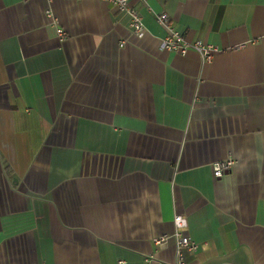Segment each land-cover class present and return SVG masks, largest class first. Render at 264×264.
<instances>
[{
    "label": "crops",
    "instance_id": "crops-1",
    "mask_svg": "<svg viewBox=\"0 0 264 264\" xmlns=\"http://www.w3.org/2000/svg\"><path fill=\"white\" fill-rule=\"evenodd\" d=\"M135 6L121 45L106 1L0 0V264L172 263L174 214L187 264H264V0Z\"/></svg>",
    "mask_w": 264,
    "mask_h": 264
},
{
    "label": "built area",
    "instance_id": "built-area-1",
    "mask_svg": "<svg viewBox=\"0 0 264 264\" xmlns=\"http://www.w3.org/2000/svg\"><path fill=\"white\" fill-rule=\"evenodd\" d=\"M110 3L114 9L127 17L128 24L125 32L120 37V44L124 45L129 37L139 32L143 28L142 16L140 10L135 6V3L145 5L147 0H103ZM155 20L165 30V35L161 39V47L166 51H173L179 54H185L187 51L192 50L196 52L201 61L210 63L214 54L220 49L211 43H204L200 40L188 42L184 36L171 24L169 17L166 13H158L155 15ZM59 38H64L66 33L61 28L56 30ZM234 164L231 157L215 162L211 165L212 176L220 178L228 173ZM173 232L170 235L164 234L154 239L156 244H163L168 239L174 241L175 261L166 264H187L185 261V252L196 251L198 245L193 241L184 231L187 228L186 217L174 214L172 218ZM146 264H150V260H146Z\"/></svg>",
    "mask_w": 264,
    "mask_h": 264
}]
</instances>
